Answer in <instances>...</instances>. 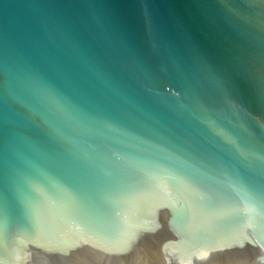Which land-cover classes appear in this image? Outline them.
Returning a JSON list of instances; mask_svg holds the SVG:
<instances>
[{"label":"water","instance_id":"water-1","mask_svg":"<svg viewBox=\"0 0 264 264\" xmlns=\"http://www.w3.org/2000/svg\"><path fill=\"white\" fill-rule=\"evenodd\" d=\"M0 264H264V0H0Z\"/></svg>","mask_w":264,"mask_h":264}]
</instances>
